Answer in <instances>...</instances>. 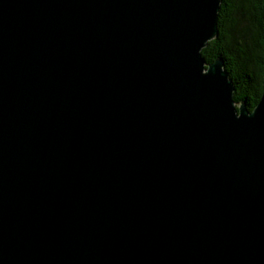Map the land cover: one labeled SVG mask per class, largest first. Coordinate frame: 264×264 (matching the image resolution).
I'll list each match as a JSON object with an SVG mask.
<instances>
[{
  "label": "water",
  "instance_id": "obj_1",
  "mask_svg": "<svg viewBox=\"0 0 264 264\" xmlns=\"http://www.w3.org/2000/svg\"><path fill=\"white\" fill-rule=\"evenodd\" d=\"M220 0H0V264H264L252 112L202 50Z\"/></svg>",
  "mask_w": 264,
  "mask_h": 264
},
{
  "label": "trees",
  "instance_id": "obj_2",
  "mask_svg": "<svg viewBox=\"0 0 264 264\" xmlns=\"http://www.w3.org/2000/svg\"><path fill=\"white\" fill-rule=\"evenodd\" d=\"M219 36L201 54L207 65L217 59L235 87L234 102L252 112L264 79V0H220Z\"/></svg>",
  "mask_w": 264,
  "mask_h": 264
}]
</instances>
